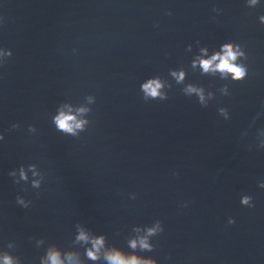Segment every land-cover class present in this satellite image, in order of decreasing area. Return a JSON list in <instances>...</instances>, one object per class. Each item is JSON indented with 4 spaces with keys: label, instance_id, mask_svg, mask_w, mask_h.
<instances>
[{
    "label": "water",
    "instance_id": "95a60500",
    "mask_svg": "<svg viewBox=\"0 0 264 264\" xmlns=\"http://www.w3.org/2000/svg\"><path fill=\"white\" fill-rule=\"evenodd\" d=\"M261 16L248 0H0L12 52L0 64V250L40 264L55 245L103 264L84 256L78 226L131 252L134 229L159 221L152 250H136L157 264H264ZM225 43L246 52L241 81L193 67ZM153 78L165 99H145ZM64 105L90 109L77 135L53 123ZM29 166L39 176L20 179Z\"/></svg>",
    "mask_w": 264,
    "mask_h": 264
},
{
    "label": "clouds",
    "instance_id": "9594fccd",
    "mask_svg": "<svg viewBox=\"0 0 264 264\" xmlns=\"http://www.w3.org/2000/svg\"><path fill=\"white\" fill-rule=\"evenodd\" d=\"M261 2H264V0H248L249 6H255ZM169 15H171V12H169ZM259 22L264 24V16L259 17ZM11 55V50L0 48V64H3L5 58ZM247 59L246 52L240 44L225 43L219 47L218 51H213L211 55H209L207 47L201 48L199 55L193 60V67L199 66L202 73L218 76L220 80L230 77L233 81H241L248 74V68L244 63ZM172 75L178 82H182L185 79L186 73L183 70H179L173 71ZM163 88L164 83L159 78L150 79L142 85L145 99H165L166 93L163 92ZM184 91L187 94H197L201 104L206 102L203 88L189 84ZM223 92L226 94L227 89L225 88ZM92 100L93 98L89 97V103ZM89 110L87 106H81L76 109L68 105L61 106L57 110L58 114L53 117V123L58 131L77 135L80 131L84 130L88 123L84 116ZM0 139H3V137L0 136ZM28 171H32L34 177L39 176V172L36 171L35 166H29L27 169L21 167L19 169L20 179L28 180ZM12 174L15 175V173ZM32 184L33 187H39L40 180L34 179L32 180ZM260 187L264 188V184H261ZM18 202L25 207L28 206L23 198H18ZM242 204L247 207L254 206L251 197L248 196L242 198ZM229 223L234 224L235 221L230 220ZM134 231L136 235L128 241V248L132 250L131 252L125 251L115 244H109L104 235H96L82 226H78L75 239L76 242L86 246L84 256L87 260L93 262L103 261V264H157L154 258L141 256L136 250H152L151 237L163 231L161 223L157 221L147 228L137 227ZM0 264H19V261L10 253L0 250ZM40 264H85V261L80 258L78 252L72 250L65 252L52 245L49 246L41 257Z\"/></svg>",
    "mask_w": 264,
    "mask_h": 264
}]
</instances>
